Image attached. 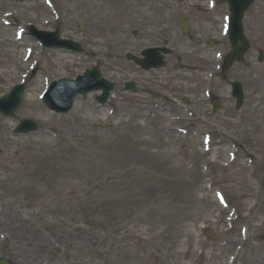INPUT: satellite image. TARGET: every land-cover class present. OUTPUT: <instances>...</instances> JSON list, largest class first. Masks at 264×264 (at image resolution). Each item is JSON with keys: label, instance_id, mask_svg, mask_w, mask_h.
Wrapping results in <instances>:
<instances>
[{"label": "rangeland", "instance_id": "1", "mask_svg": "<svg viewBox=\"0 0 264 264\" xmlns=\"http://www.w3.org/2000/svg\"><path fill=\"white\" fill-rule=\"evenodd\" d=\"M120 1L129 6L113 0H52L58 17L44 0H0V72L5 78L0 81V95L27 75L20 108L11 118L0 115L8 128L0 133V258L19 264L16 242L24 238V247H29L25 237L35 230L48 240L41 249L43 264H79L80 260L185 264L190 262L189 255L183 256L185 233L189 229L197 234L187 227V216L201 213L205 202L197 197L205 193L202 188L210 187L209 198L215 202L206 200L212 216L199 232L201 238L213 243L216 251L222 240L230 239L233 230L255 215L256 223L263 225L250 230L251 237L242 247L245 260L233 264H263L264 249L255 254L246 247L264 241V58L256 59L258 50L264 52V12L256 13L258 8L253 7L246 14L250 49L221 80L218 55L228 52L230 44L217 32L220 19L214 17L216 10L207 7L208 0ZM7 12L10 16H5ZM4 16L9 26L3 23ZM185 17L189 35L180 31ZM30 24L58 28L62 37L82 44L84 52L67 54L68 65L57 68L51 56L57 49L40 47L27 33L22 40H13L16 29L27 31ZM211 36L216 44L208 47L205 41ZM160 37L172 48L164 67L146 72L125 58L126 52L137 55ZM28 45L34 49L25 61L23 46ZM177 61L182 68L174 67ZM94 66L118 84L106 103L100 106L95 100L99 92H90L76 96L68 113L54 114L37 101L54 114L49 126H43L41 117L26 104L27 96L38 98L49 81L75 77ZM127 80L137 85L135 91L122 89ZM230 80L240 81L244 88L239 110L229 95ZM208 90L221 101L216 111ZM84 101L78 114L87 121L76 119L74 113ZM24 118L33 119L37 129L15 133L14 126ZM206 133L211 137L210 152L203 148ZM6 135L14 141L5 142ZM41 139L45 143L38 142ZM230 152L235 159L225 165ZM43 156L49 165L66 166L59 170L61 177L48 181L51 175L45 167H34ZM85 161H95L99 167L109 161L104 173L111 180L97 186L89 180L92 172L68 173L73 164L86 166ZM241 177L245 186L239 183ZM215 189L224 192L238 215L227 232L225 219L235 212L230 207L219 209ZM120 196L126 203L139 199L141 205L132 215L147 221H129L121 215ZM150 209L153 212L148 213ZM195 261L208 263L204 253Z\"/></svg>", "mask_w": 264, "mask_h": 264}, {"label": "bare ground", "instance_id": "2", "mask_svg": "<svg viewBox=\"0 0 264 264\" xmlns=\"http://www.w3.org/2000/svg\"><path fill=\"white\" fill-rule=\"evenodd\" d=\"M113 3L118 4L124 8H127L129 6L128 3H123V1L121 2L120 0H113ZM21 39H23V37ZM67 54L69 53L63 52V51H55V53L51 55L52 57H54L52 63L55 64L57 68H61L63 66L68 65L69 55ZM2 79H5V78L3 76V73L0 72V81ZM26 104L31 107V110L33 113H36L39 117H41L42 119L41 122L43 126H49V123L53 119L54 114H51L45 111L44 109H42L33 94H29L27 96ZM84 104H85V101L81 104H77L75 106L76 109L74 113H75L76 119L87 121V119H83V118L81 119V117H79V114H78V112L83 109ZM158 116H162V114H159ZM7 129H8L7 125L2 120H0V133L7 131ZM42 134H45V133L42 132ZM13 139L14 138L11 137L10 135H6L3 138L5 142L14 141ZM38 142L45 143L43 139L38 140ZM85 163H86V166H80L78 164H73V166L70 167V172L68 173L84 175L86 172H92L93 175L89 177V180L93 183V185H97V186L98 185L102 186L111 180L110 175L104 173V171L109 168V163H110L109 161L107 162L103 161L102 167H99V163L95 161H90V162L85 161ZM34 167L36 169L45 167L44 170L50 173L47 175H51L47 177V179L48 181H52L53 179H55V177H61L63 175L59 173V170L62 167H66V166L63 164L49 165V163L47 162V160H45V157L43 156L36 160ZM241 169H243V167H241ZM244 181H245L244 177H241L239 179V183L240 184L243 183L245 186L246 182L244 183ZM202 190L205 191V193L202 196H200V198L197 197V201L200 202L204 200L205 202V205L200 207L201 213L190 214L187 216V227L191 228V230H193L197 234L189 231V229L185 233L184 245L186 248H185V251H183V254H184L183 256L186 257L189 255V260H190V262H186L185 264H196L197 262L195 261V258L196 259L199 258L203 253L205 254L207 258V262H208L207 264H226L228 259H230L229 260L230 262H234L236 259H238L242 263V261L245 260L244 251H242L243 243L246 242V240L249 237H251L250 230L254 229L255 231H258L262 227L263 223L262 222L256 223V220H255L256 216L253 215L251 219H247V221H245L243 230H240V229L233 230L230 234V239L226 238L222 240V242L220 243L218 247V250L215 251L213 243L211 242L208 243L206 239H202L201 233H199L201 230L205 229L208 226L206 224L209 223L210 221L209 219L212 216V210L210 209V206H208V203L206 202V200L211 201L209 202L211 204L215 202L214 200H211L209 198L210 193H211L210 188L205 187V190L203 188ZM123 198H124L123 196H120L119 198H117L118 200L117 210L120 212V214L123 215L124 217L127 216L129 221L146 222L147 221L146 218H142L138 214L132 215V212H134L137 209L138 204H140V200L138 199L139 203L135 202V200H133L132 202L129 201L128 203H126L123 200ZM204 198H207V199H204ZM140 205L138 209L140 208ZM251 209L252 207L249 209V211ZM150 212H153V210L150 209L148 213ZM258 212L259 211L257 210L256 213ZM151 217L153 218L154 214H152ZM217 221L218 219L214 220V222H217ZM197 222H200L202 224L197 226ZM241 235H243L242 238H241ZM25 238L27 239V242H30L29 247H24V242H23L24 238L16 242V244L19 247L17 249L19 251L18 253L19 264H43L41 261L43 251L41 249L48 245L47 238L42 233L36 232L35 230L31 231L29 233V236ZM263 242L264 241L252 243V245L248 244L246 248L248 250H252L256 254V252L258 253L264 249ZM253 260L254 258H251V261ZM80 261L82 262H80L79 264H94L93 263L94 261H89V262H85L83 260H80ZM262 263L264 264V259L262 260Z\"/></svg>", "mask_w": 264, "mask_h": 264}, {"label": "water", "instance_id": "3", "mask_svg": "<svg viewBox=\"0 0 264 264\" xmlns=\"http://www.w3.org/2000/svg\"><path fill=\"white\" fill-rule=\"evenodd\" d=\"M251 0H245L241 5V9L239 10V14L237 15L238 18L235 17L234 15V10H233V4L235 3L234 0H230V6H231V28H230V39L232 40L233 44L236 43L238 39L241 38V35L239 33L237 34V31L233 29L234 24L238 25V19L241 18L243 10L250 4ZM53 39L52 41H46L47 46H70V41H65V40H60L58 38V33H52L51 34ZM239 35V36H238ZM75 47V45H74ZM157 49H146L144 50L145 54V59L144 60H138L143 67H150V66H158L162 63L161 58L157 57L156 54ZM247 50V44L243 43L240 47H234L233 51L230 52L224 62V69H227L230 64L236 59V60H241L243 57L244 52ZM130 57V56H128ZM259 60L262 59V53L260 52L259 54ZM97 83V84H96ZM56 84H61L62 86L59 87V91H61V101L63 102L62 104H57L55 102H52L49 100L47 97L45 99L47 105L49 107H52L58 111H65L68 109L70 106V103L72 101V98L77 92H81L82 94L86 93L90 89H95L98 87H101L103 89V94L100 97H97V99L101 102H104L106 97L108 96L109 90L114 87L113 83H110L106 80H103L100 76V73L96 69H92L86 72V74L83 77H78L76 81L72 80H65L63 82H57L54 83L52 86V89L50 90L49 94H51L52 91L55 90ZM233 86V95L237 99V106L241 104L242 101V89L241 86L238 83H232ZM126 88L132 87L131 84L126 83L125 84ZM23 91V86H16L12 91L4 98H0V111L3 114L6 115H12L14 111L17 109V107L20 104L21 101V94ZM218 107V103H214V109ZM36 125L35 122L32 120H24L19 127L17 128V131H29L35 129ZM0 264H7L4 260L0 262Z\"/></svg>", "mask_w": 264, "mask_h": 264}, {"label": "flooded vegetation", "instance_id": "4", "mask_svg": "<svg viewBox=\"0 0 264 264\" xmlns=\"http://www.w3.org/2000/svg\"><path fill=\"white\" fill-rule=\"evenodd\" d=\"M263 1H264V0H263ZM261 10H263V6H262V7L259 6V11H261Z\"/></svg>", "mask_w": 264, "mask_h": 264}]
</instances>
